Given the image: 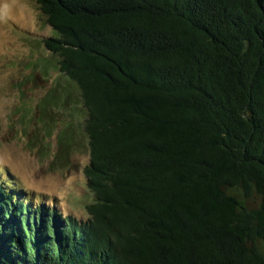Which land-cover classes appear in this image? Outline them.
Masks as SVG:
<instances>
[{
    "label": "trees",
    "instance_id": "trees-1",
    "mask_svg": "<svg viewBox=\"0 0 264 264\" xmlns=\"http://www.w3.org/2000/svg\"><path fill=\"white\" fill-rule=\"evenodd\" d=\"M85 111L87 219L0 179V264H264V0H37Z\"/></svg>",
    "mask_w": 264,
    "mask_h": 264
},
{
    "label": "rangeland",
    "instance_id": "rangeland-1",
    "mask_svg": "<svg viewBox=\"0 0 264 264\" xmlns=\"http://www.w3.org/2000/svg\"><path fill=\"white\" fill-rule=\"evenodd\" d=\"M55 35L37 0H0V179L35 204L85 220L94 200L85 111L73 84L39 67L54 62L41 41Z\"/></svg>",
    "mask_w": 264,
    "mask_h": 264
}]
</instances>
